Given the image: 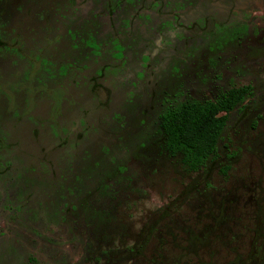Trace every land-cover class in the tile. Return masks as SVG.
Returning <instances> with one entry per match:
<instances>
[{
  "label": "rangeland",
  "instance_id": "1",
  "mask_svg": "<svg viewBox=\"0 0 264 264\" xmlns=\"http://www.w3.org/2000/svg\"><path fill=\"white\" fill-rule=\"evenodd\" d=\"M234 1L0 0V264H264V93L205 173L161 126L264 91V3Z\"/></svg>",
  "mask_w": 264,
  "mask_h": 264
},
{
  "label": "trees",
  "instance_id": "2",
  "mask_svg": "<svg viewBox=\"0 0 264 264\" xmlns=\"http://www.w3.org/2000/svg\"><path fill=\"white\" fill-rule=\"evenodd\" d=\"M251 87H235L217 100L191 99L162 116L166 147L181 154L183 164L199 170L218 154L219 142L230 112L238 107Z\"/></svg>",
  "mask_w": 264,
  "mask_h": 264
},
{
  "label": "flooded vegetation",
  "instance_id": "3",
  "mask_svg": "<svg viewBox=\"0 0 264 264\" xmlns=\"http://www.w3.org/2000/svg\"><path fill=\"white\" fill-rule=\"evenodd\" d=\"M248 1V0H247ZM253 1H255V0H252V1H250L249 0V4L248 5H246L245 7H242V13H244V11H246V10H248L249 8H252L253 6H250V4L253 2ZM258 1H260V2H258ZM237 2V0H235L234 1V3H236ZM234 3L231 5V8H230V11L231 12H238V10L236 9L237 8V6L235 5L234 6ZM248 3V2H247ZM264 3V0H256V2H255V7H256V9H259L260 8V5L259 4H263ZM263 6V5H262ZM255 9V10H256ZM236 10V11H235ZM255 10L253 11V12H255ZM247 29L249 30V26L247 27ZM264 83V82H263ZM251 87V91H247L246 92V95H245V98H244V100L242 101V103L238 106V107H236L235 109H233L231 112H230V114H229V118H228V120H227V124H226V127H225V130H224V132H223V135H222V138H223V136H224V133H225V131H226V128H227V126L228 127H230L231 129L233 128L234 129V132L235 133H237V134H241V132L242 131H239V127L241 126V127H246V126H248V127H246L247 128V130L245 131L246 133H249V124H250V122H249V120L253 117V115H254V110L253 109H255V107H256V104H258L257 102H258V100L260 99V95H262L263 93H264V91H259V87H257V85H255L254 83H248V84H245V85H242V86H231L227 91H224V93H222L217 99H219L223 94H226V93H228L231 89H233V88H235V87H237V88H239V87ZM216 99V100H217ZM207 101V100H206ZM231 117V118H230ZM238 121H242L241 123H237ZM237 123V124H236ZM244 124V125H243ZM254 124V123H253ZM253 124H252V127H253ZM243 125V126H242ZM169 151V150H168ZM220 151H221V147L219 146V150H218V154L215 156V158H212V159H210L209 161H208V163L206 164V165H204V166H202L199 170H196V172H199V171H201L202 173H205L208 169H209V163L210 162H215V164L218 162L219 163V161L217 160L218 158H219V156H220ZM240 152V150H236V154H238ZM168 153H170L171 154V156H177V155H174V154H172L170 151L168 152ZM236 154H234V153H232V155H229L228 154V152L227 153H225L224 154V156L228 159V158H230V157H232V156H235ZM216 160V161H215ZM181 162H182V158H181ZM182 164H183V162H182ZM183 167H184V169L185 170H187V171H190L184 164H183ZM219 169V170H221V172H223L224 170H222V164H218L217 166H214L212 169ZM225 168H228V170L230 169V167H228L227 165H226V167ZM193 171V170H192ZM204 183H207V181L206 180H204L203 182H202V184H204ZM199 185H197V184H195V183H193V182H191L189 185H188V187H186V188H188V189H192V191H187L186 193H181L182 195H180V197L181 196H183L182 197V199L184 200V201H186V200H188L189 199V197L190 196H186V195H191L192 194V192L193 191H195V190H197V189H199ZM255 189H257V186H255L254 187V190ZM186 194V195H185ZM175 201H176V199H174ZM180 200V199H179ZM228 264H240V262L239 261H235V262H233V263H228Z\"/></svg>",
  "mask_w": 264,
  "mask_h": 264
}]
</instances>
